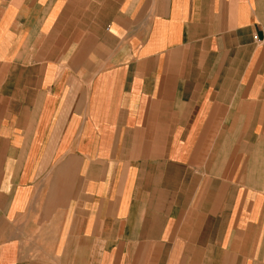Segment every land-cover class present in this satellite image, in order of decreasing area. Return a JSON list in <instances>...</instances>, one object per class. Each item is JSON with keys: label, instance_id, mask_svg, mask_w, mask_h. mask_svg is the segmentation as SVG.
<instances>
[{"label": "crops", "instance_id": "obj_1", "mask_svg": "<svg viewBox=\"0 0 264 264\" xmlns=\"http://www.w3.org/2000/svg\"><path fill=\"white\" fill-rule=\"evenodd\" d=\"M0 264H264V0H0Z\"/></svg>", "mask_w": 264, "mask_h": 264}]
</instances>
